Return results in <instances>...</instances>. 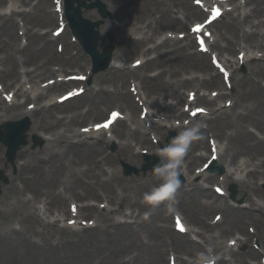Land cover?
I'll list each match as a JSON object with an SVG mask.
<instances>
[{
    "label": "rangeland",
    "instance_id": "374dc122",
    "mask_svg": "<svg viewBox=\"0 0 264 264\" xmlns=\"http://www.w3.org/2000/svg\"><path fill=\"white\" fill-rule=\"evenodd\" d=\"M117 1L127 6L123 9L115 10V13L121 17H124L122 19V22L124 23L129 21L126 16H130L134 25L132 27H125V30L128 31V33L132 35L133 38L146 39L149 37H155L154 43L161 44L166 38V35L172 34L171 31H168V29L171 28V24L169 23V21L164 17L159 19L158 16L162 13L166 6H175L176 3L174 0H145L142 3V6H138L141 4V1L139 0ZM260 1L264 0H248V3L252 8V17L250 19L251 21H255V17H259V20L257 21H260L261 19L264 20V11L262 9H257V5ZM8 2L9 0H6V3L0 5V13H6L3 7ZM161 2L163 4H161ZM24 5L25 6L22 7V9L26 10V12L30 13V15L34 12V15L32 17H30L29 15V18H24L26 27H32V25H29L28 22L35 21L38 18V14L36 13V11L38 10H36V8L32 9V7H36L38 5V0H33L31 2V6H29L27 3H25ZM243 5L244 7H246L245 0H243ZM37 7L39 8V10L44 9L45 12H47L46 14H48V12L50 11H54V5L51 4V0L40 1ZM250 7H246L244 10H242V12H248L250 10ZM130 10H132L131 14ZM174 11L170 12L171 16H175ZM238 13L239 12H232V15L238 16ZM93 14H96V12ZM42 17L43 16H41L40 19V25L35 27L34 32H37L38 34L50 32L51 34V31L57 26L58 15H55L54 22L51 24H46V17ZM12 19L13 21L20 24V26L22 25L20 16H12ZM113 19V13L111 11L110 18L105 21L103 26L109 22H113ZM13 21L5 22L3 19L0 20V41H2V43L0 44V49L2 50L0 52V69L7 71L12 64L9 58L12 59V57H14L18 62H23L25 58H28V62L31 61L30 63L44 64L47 62L48 67L52 66L51 69L55 64H59L62 66L61 63H65V58L70 57L76 62L79 71L81 73H85V67L86 65H88L89 61L82 54L78 46L72 43L67 30H65V32L59 39V41L62 42L64 46V53L60 55L58 53L59 48H57L56 50L57 42L49 45L44 39L40 37H27V42L26 37L24 36H21L20 38L18 37V35L17 37L14 36V33L17 32V29L16 27L14 28L11 25ZM148 22H151V27L141 30L140 27L146 25ZM183 22L188 23L184 19ZM242 23L243 21L232 22L230 20V16L227 15L221 22H219L215 26V34L217 35V38L220 34L229 36L228 33H230L231 36H236L239 27L242 26ZM252 30L259 32V41H264V23H261ZM110 33L116 38L114 32H112V30H108L103 33L104 44L107 43L108 35H110ZM50 34L48 36L49 39L51 38ZM251 40H253V38H251ZM126 44H129V41H124L122 43V46ZM183 44H186V42H183ZM193 44L195 48L188 50L189 53L197 50L194 41ZM219 44L220 46H223L225 43L219 40ZM24 47L26 48L20 52L19 49H22ZM157 53H165V56L163 57V60L165 61V69L189 73L186 75L182 73L181 77L186 78L190 76H198V78H200L211 75L209 74V71L212 72V68L207 56L198 53L195 54L193 58L188 59L184 57V54L186 53L184 49H180L179 46L174 42H168L166 44L163 43L157 50ZM157 53L152 52L145 55L144 58L145 60H150L154 56H156ZM223 54L224 53H222V55ZM141 55V51L138 53L135 52L132 56L133 58L127 60L130 62L133 59L140 57ZM13 62L16 66V61ZM144 65L142 68L136 71V74H146L147 76L151 77V72H159L161 70L160 66L157 63H155L153 67L149 68H147L148 65ZM250 66L253 67L254 65L251 63ZM65 68L72 69L75 68V66H65ZM114 69L115 68L109 69L93 77L92 83L86 86L87 88H94L90 92L85 93L81 97L74 98L64 106L58 105L52 108L47 107L43 110L41 116L45 117L46 122L49 125L54 126L56 132H63L65 129L69 130L68 141L70 143H74V141L78 139L77 137H75L74 130L80 128L79 126H82V124L80 125L73 123L72 125V123L70 122L67 123L66 126L63 123L60 125H56L54 124V120H56V118H67L73 117L77 114L86 113V117L80 119L84 120V125H86L87 123H89L87 125H90L92 123H96L92 121L99 122L104 119L106 116L103 112L113 107L121 106L125 110L123 112L128 113V107H130L129 103L133 105V100L130 93L129 95L124 94L125 91H128V87L126 85H123V82L125 79H128V77H131L132 75L130 74V76H127L123 72H116ZM74 70L76 71V69ZM124 70L128 71V69ZM68 73H70V71L65 74ZM236 73L237 76L241 78L242 76L246 75L247 69L246 67H239ZM4 76L5 75H2V78L4 80H8L4 78ZM258 78L264 79V75L259 74L255 79ZM50 80H52V78H49V76L47 75L45 81L48 82ZM168 80V75H166L164 81L167 82ZM45 81L43 83H45ZM208 82H213L215 87L217 86L214 81ZM144 85L147 93H150L151 97L156 96L154 95V91L159 93L161 97L165 95V84L162 81L145 82ZM261 85L264 87V81H261ZM70 88L71 87H59L51 91L49 95H60ZM98 89L102 90V92L95 93V91ZM240 90L243 91V94H241ZM236 97L239 105L237 106V108L229 112V118L227 121H210L209 124L205 125L209 126L214 133H216L215 130L218 126L222 127V130L219 133H222L223 136L219 139V142L224 146V151H226L228 154H231V156L232 154L236 155V157L245 156L249 160H253V158L257 156L254 160H263V156H258V154L255 155V152L249 147L256 146L259 150H261L260 153H264V142H251L246 136L244 130L249 129L258 137H264V126L262 125V122L264 121V93L256 90L253 83H243L240 79L238 82ZM19 101H22V98H20ZM162 101L165 102V99H163ZM46 104L47 103L42 100L36 106L40 108L41 106ZM138 113V111H135L134 115L136 116V118H138ZM237 114H245V116L238 117ZM30 118L32 120L31 124L33 123V121L34 123H36V120L38 121V114L34 115L33 118ZM226 122H228L229 124L227 125ZM253 128L261 133L262 136ZM117 129L121 130V125L117 126ZM162 133L164 136L166 133V128H164V131H161V134ZM34 135L37 137V139L41 140V144L36 148H33ZM27 139L29 140L30 144L25 150L29 152L35 151L37 149L40 150L45 144V141L37 136L35 132L31 133V129L28 132ZM226 139H228V142ZM64 140L65 137H61L57 140L54 146L57 148L66 149V151L64 152V156L69 157V159L73 162V170L70 173H75V179L70 178L69 172L60 173L57 176L53 175L52 177H35V174L31 172L27 176L32 177L34 175L35 178L29 181L30 183L26 186L25 189L22 188L20 191L14 194L8 193L7 190H5V195L9 197V199L0 200V206L6 212V216L0 219V247L6 248L7 250L9 245L13 244L12 248L15 249L16 253L8 254L5 252V254L3 252H0V264H168V260L166 261L167 252L174 251L175 253H178L177 250L184 245L187 246V240H189L188 236L184 237L174 231L173 220L171 221V217H169L170 215L168 214L169 208L176 209L182 215L184 220L189 225H191L192 230L198 231V228H200L199 225H202L201 221H207V223H209V221L212 223H217V227L214 229L211 227L209 233L207 234L212 236H215L214 234H216L217 238H210L213 240L212 242L208 240V242H206L201 238L199 239V245L203 246L205 249H207V244L213 243L215 245H220L221 242L223 247H225L229 239H236L237 235L240 236L236 231L238 230L236 229L238 228V226H234V218L237 220L240 218V226L245 227L240 214H238L235 209L234 211L225 210L224 215L220 210H218L219 204L222 202L220 200L214 199L212 187L215 183L206 184L203 181V178H192L191 181H193L194 183L199 182L205 187V191H207L206 197H203L199 192H195L194 195L181 194L174 197L176 199L174 202H167L166 204L168 206L166 207L165 201L158 206H153L143 201V195L144 193H146V191L142 189V183L145 181L146 176L148 175L153 177V175L140 173L139 175H131L126 177L120 172V177L131 181L123 184L122 186L120 184H117V181L111 182V186H102L101 181L103 179H109L112 176L105 175L102 176V178L96 179L93 175L94 170H89V163V166L86 165L85 159L87 155H84L86 154L85 148L74 149L71 146L66 147V143H63ZM89 141L92 142L93 139H90ZM120 142L123 143V141L116 140L115 149H113V151H111L113 145L112 143L109 144L108 147L100 145L99 148L102 149V156L109 151L115 153L118 149L117 144ZM202 142L203 139L196 141V143L199 144H201ZM4 152L5 148L0 145V169L6 170L5 172L8 171L11 176H15L14 178H16V166L18 165V163L24 162V160L20 159L18 156L21 151L18 152L17 157L13 163H10L5 159ZM199 153H201L200 150L195 154ZM30 155L31 154L26 152L24 159H29ZM245 159L246 158H242V161H244ZM123 161L127 162L129 160ZM203 161L204 160L200 161L199 167H201ZM138 162L139 164H141L142 159L140 158ZM240 162L241 161L238 160V164H240ZM109 166L118 171V159H114L112 162H110ZM84 168L86 169L84 170ZM257 170L261 172L263 169ZM7 180L8 179L5 176V179H3L1 184H4L3 186H6L8 184ZM81 180H83L84 183L89 184L96 192H98L102 196H106L107 198L115 197L118 191L123 190L131 195L132 198L131 200H127L126 202H122V198L120 200H116L112 205L119 212H115L114 214L109 215L106 213H102L100 215V220L95 213H91L92 211H90L88 215L94 216L95 220H97V223H93L92 228H88L89 225L87 224L85 226L86 229H84L83 231L74 234L64 232L61 238L55 230L56 226H52V224H50V226L45 224L48 223L47 219H45V222H41L40 220H38L37 214L39 212L38 210H36V208L39 209V202H36L38 200H40L41 202H48L46 198H48V200H53L54 194H56V192H58L59 190L62 191L66 196H68L69 200H80L77 196V193L83 192L82 185H79V182ZM14 182L17 183L20 187L23 186V183L18 178L14 179ZM185 182L186 180H184L181 186H183ZM260 182L263 181L258 182V188L261 192L264 193V183ZM89 185V189H92ZM37 192H43V196L37 195ZM236 193V198L238 199L235 205H237V203H241L240 208H246L248 206V203L245 201L246 193L241 192L237 184ZM25 194L27 198H30V200L27 201L25 199ZM92 198L94 197L88 196L83 199L85 200V202H79H81L82 204L91 205ZM221 200H223V198H221ZM225 200L227 201V199ZM73 202L74 201H72L71 203ZM204 202H206V206L204 205ZM211 202H217L218 208H214L216 205L212 204ZM227 202L229 203V201ZM131 203L133 204L132 206L130 205ZM208 204H211L213 206L210 205L209 207H207ZM46 206L49 205L47 204ZM54 206H57L56 202H54ZM64 207L65 209L67 208L66 202L64 203ZM128 210L133 212V215L138 222L137 226L133 227L125 222L122 223L119 221H117L119 224H116L113 221L115 216L116 219H118V217L123 215L124 212H128ZM52 211H56V209ZM229 211H231V213ZM216 215H221V219L218 222L214 220ZM130 221L133 222L135 221V219H130ZM207 223L205 225H207ZM15 228H19L23 233H15ZM157 229H161L160 237H157L155 234ZM36 230L39 232L41 231L42 233L39 236H33L32 234ZM145 236L149 240V244L147 245H143L141 242ZM57 239L59 242H57ZM29 240H34L39 246H41L42 243L44 245V248H37L31 245ZM219 242L220 244H218ZM164 243H166L167 245L166 248H164ZM152 250L157 253V257H154ZM240 250L241 252L247 254L248 245H242ZM180 256L182 258H188L184 254H181ZM189 260L197 264L198 259L189 258ZM246 260L249 264L259 263L258 259L249 256H246Z\"/></svg>",
    "mask_w": 264,
    "mask_h": 264
},
{
    "label": "bare ground",
    "instance_id": "6f19581e",
    "mask_svg": "<svg viewBox=\"0 0 264 264\" xmlns=\"http://www.w3.org/2000/svg\"><path fill=\"white\" fill-rule=\"evenodd\" d=\"M110 1V7L114 8L115 4H114V1L113 0H109ZM208 3H214L215 0H207ZM212 1V2H211ZM108 9H109V6H107ZM257 9H262L264 10V1H260L257 5ZM229 12L228 10L225 11V13ZM199 14V11L198 12H194V10L192 8H189V11H188V15L190 17H194L196 15ZM25 17L28 16L26 14H24ZM165 18H167V14H165ZM1 19V18H0ZM170 22L176 26H179L181 24L180 20L178 18H170ZM31 24V23H29ZM114 28V27H113ZM31 29H26V35L27 34H30L32 36H37L36 34H32L31 33ZM113 31V30H112ZM191 35V33L189 34ZM259 34L258 33H253V37L256 38V36H258ZM14 36H16V34L14 33ZM128 36H122V38H127ZM244 44L246 47H248L249 49L250 48H255L257 50H259L260 52H264V44L263 43H259V42H256L254 43V41H250L249 37H248V33L245 35L244 33ZM232 38V36H231ZM224 40L227 42V46L228 48L226 50H229V51H232L234 52L235 51V47L238 46L237 43H232V40H236V36L233 38V39H230L229 37H224ZM49 42V40H47ZM135 43H138L140 44L141 42L140 41H133ZM157 46L153 47V48H149L147 51L149 50H152V49H156ZM184 57L190 59L191 56L190 55H187V54H184ZM120 58V57H118ZM245 61L244 64H247V63H250L252 61L254 62H260L261 64H264V53L262 55H249L248 51L245 53ZM240 62V61H238ZM113 66L115 64V61L113 60L112 62ZM225 63L227 66L231 67L233 65L232 62H230L229 60H225ZM237 63V62H235ZM37 70V68L34 70V71H23L22 73L19 72V75H23V78H25V82L26 83H29V82H34L36 79H42V76L39 74V73H35V71ZM263 69H250V75H247V76H243L242 79L244 80L245 83H248V84H252L253 82V78H252V75H256V74H263L264 70L262 71ZM166 74H169L170 78H175L177 76H180L181 73L180 71H168V72H165V75ZM160 75H163V72L160 73ZM18 76V71H16L15 69V66L12 65L11 66V71H9V74H8V78H13V77H16ZM2 77L0 76V79ZM239 78H236L235 77V72L230 74V86L231 87H235L236 85V82ZM195 81V79H191V80H188V79H183V80H180L179 83L181 85V87H187V86H191L193 84V82ZM148 82H156V80H148ZM255 84L258 86V82H255ZM201 86H204L205 84L202 82L200 83ZM224 85H221V87H223ZM4 89L7 90L9 89V85L5 84L4 85ZM27 89H31L29 86H27ZM192 92H194V95H197L198 98L196 99V103L195 104H198V103H203V104H206V105H211L215 102V99H219V100H225L229 97L228 94H220L218 95L215 99L213 100H210V103L207 102L203 96H200L198 93H197V89H196V86H193L192 87ZM4 90V91H5ZM32 90V89H31ZM243 92V91H242ZM247 93H250V92H247ZM27 91L24 90V86L23 84H20L18 85V87L14 90V96H23L25 97V101L23 103L22 106H26L28 105L31 100L30 98L28 97L27 95ZM183 97L181 98V95L179 94V96L176 97V99L178 100L177 104H181L183 101H184V98H185V95L182 93ZM173 96L175 97L176 95L173 94ZM158 97L153 101V103H155V111L156 113L164 110V109H168V107H165V106H161L158 102ZM209 101V100H208ZM0 104H1V101H0ZM17 106V107H16ZM14 107H16L15 109L19 108V107H22V106H19V105H16ZM235 106V104H234ZM222 107V106H221ZM38 110V109H37ZM36 108L35 109H30L29 112H31L32 114L34 112H37ZM192 111H197V109H193ZM217 111V110H216ZM10 110L7 109V112L6 113H9ZM175 112V111H174ZM219 113H222V112H219ZM216 116L215 119H219V117L222 115V114H219ZM30 113H28L27 111H23V112H17L15 113V115H12L10 117L7 118V120H15V119H18L20 117H25V116H29ZM188 116V112H185V111H176L175 113L172 114V117L175 118V119H178L179 120V124L176 126V125H173L171 124L170 125V129H175V130H179L180 132L183 131L186 127H192V126H195V124L193 125V121H189L187 124L183 123V118L187 117ZM4 121L6 120H0L1 123H3ZM197 121H199V118L194 121V123ZM203 121H206L208 122V119L204 118ZM169 124V123H167ZM49 125L47 122H46V119L44 116H39L38 117V121L32 125V129L34 130V132L38 133H42V134H50V139L47 140V143L46 145L39 151H36V152H33L31 155H30V158L28 160H25L21 165L18 166V173H17V178L20 179V181L23 183V186L21 188L17 187V185L15 184L14 182V179L11 177V181H10V184L8 185L7 187V192L8 193H16L18 191H20L22 188L25 189L27 185H29V181L33 178H35L36 176L38 177H41L43 176L46 172L49 174V175H52L58 168H60L62 166V163L60 162L59 160V152L55 150L54 148V144L57 142L58 139H60L61 137H66V135L64 133H53L51 130H54V127L53 126H47ZM262 125L264 126V124L262 123ZM160 126L158 124H151L150 125V129L153 130V131H157V129L159 128ZM141 128V127H140ZM89 131H86L87 134H84L82 132H80V134H83L84 135V138L83 139H89V138H93V139H97V140H100V141H103V143H108L109 141H107L105 138V132L104 131H94L93 130V127L90 129V132L88 133ZM200 132L201 134L203 135V132L200 128ZM77 133V131H76ZM96 134H98L100 137L97 138ZM77 135V134H76ZM140 135H143L141 138H140ZM204 136V135H203ZM218 136V135H216ZM246 136L249 138V140L251 142H254V141H258V139L250 132H247L246 133ZM129 137L135 142L136 145L138 146H143V145H149L150 144V141H152V137H150V132H146L145 130L144 131H140L139 128L136 129L134 132H132ZM124 138V136H123ZM106 141V142H105ZM80 146H84L85 149H86V154H87V157H86V161L90 164V168L89 170L92 171L94 169H98V170H102V160H99V154L97 152V147H94L93 144H90L88 143L87 141H84L82 142L81 144H77L74 147V149H78ZM203 148L208 151L209 150V146L207 143H205V145L203 146ZM250 149H252L254 152H255V155L256 154H259V155H263L264 156V153H260L261 150H255L256 146H250L249 147ZM193 148L191 149H188L185 157H184V174L183 175H186V174H192L193 172H196L195 171V166H196V162L198 161L199 158H195L193 157L192 155V151ZM119 152H125L126 155L130 158V159H134L136 157V155L133 153V147L131 146V144H129L128 142L119 149ZM101 156V155H100ZM24 157V153H22L20 155V158ZM103 160L104 161H108V157H103ZM230 165H234L235 164V157H230L228 159ZM263 164V163H262ZM3 170V169H2ZM5 172V170H3ZM34 173L35 174V177L34 175L32 177H28L27 175L30 174V173ZM235 175L238 176V170L234 171L233 172ZM7 175V173H6ZM102 174H98V177H101ZM250 176V177H249ZM261 175L260 173L258 172H251V173H248L246 175V178H250V180H253L255 181L257 178H259ZM114 179H118L116 176L113 177ZM240 180H243L242 177H240ZM151 181V180H150ZM245 182L244 184L246 185L247 181H243ZM159 183V182H158ZM107 183L106 182H102V185H106ZM155 186L156 185H159V184H154ZM190 185H195V184H192V183H188V186ZM25 186V187H24ZM241 186L243 188V184L241 183ZM200 188L202 190H204L202 188V186H199V187H192L191 188V191L190 192H187V193H192V191H199ZM177 191L179 192H182L184 191L182 188H179ZM252 191H253V188H252ZM86 192V191H84ZM43 192H37L36 194L37 195H40V196H43L42 195ZM257 197L261 198V196L259 194H255ZM96 198H98L99 196L98 195H95ZM206 197V196H204ZM2 199L3 200H8L9 197H7L5 195V193L3 194L2 196ZM46 200L48 201V205L49 207H45V203H44V206H43V210L41 212L42 215H38V218H43L45 217L47 214H50V210L54 207V202L57 203V208H60V210L63 209V204L66 200L65 197L61 196L60 194H57L54 196V199L53 200H48V198H46ZM176 199L173 198L171 201L174 202ZM246 201L249 203L250 205V209L248 210H243L242 211H238V212H243L245 215H255L253 214V207H255L256 211H258L259 214H261V210H259V204L252 199V195L251 194H248L247 197H246ZM204 205L206 206V202H204ZM210 204L207 205V207H209ZM86 209V208H84ZM8 215V214H7ZM6 216V212L2 209V207L0 206V219L2 217H5ZM260 218L261 215H260ZM203 225H204V222H201ZM235 225L236 226H240L241 225V222H240V219H235ZM141 230V229H140ZM21 231V230H20ZM15 233H19L17 230H14ZM160 232H161V229H157L155 234L157 237H160ZM264 233V228H263V232L260 231L258 234H261L263 235ZM147 241V244H149V240L148 238L145 236L144 237ZM142 242V241H141ZM13 247V244H10L8 249L6 250V248H2L0 247V252H3V253H8V254H11V253H16L15 252V249L12 248ZM160 247V245H159ZM197 249V248H196ZM199 252L200 253H207L209 254L208 252L206 251H199L198 249L195 250L194 253H191V252H188L189 254L191 255H194L195 253ZM250 252H253V251H250ZM5 253V254H6ZM152 253L154 255V257H157V253H155L154 250H152ZM217 254H219V252H216ZM235 256L237 255L236 253L234 254ZM258 257H259V254H256ZM238 260L240 261L241 264H244V261L241 257V255H238L237 256ZM216 264H229L227 261H225L222 257H219L216 259Z\"/></svg>",
    "mask_w": 264,
    "mask_h": 264
},
{
    "label": "clouds",
    "instance_id": "9594fccd",
    "mask_svg": "<svg viewBox=\"0 0 264 264\" xmlns=\"http://www.w3.org/2000/svg\"><path fill=\"white\" fill-rule=\"evenodd\" d=\"M203 139L200 126L186 127L174 137L167 146L160 149V159L153 165L152 171L160 179L159 185L144 193L143 201L158 206L164 201H171L181 186L180 177L184 174V157L194 141ZM172 209L169 208V211ZM217 257L200 253L197 264H216Z\"/></svg>",
    "mask_w": 264,
    "mask_h": 264
}]
</instances>
